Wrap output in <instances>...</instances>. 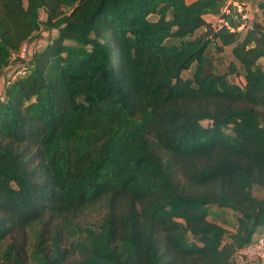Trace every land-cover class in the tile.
Here are the masks:
<instances>
[{"label": "trees", "instance_id": "obj_1", "mask_svg": "<svg viewBox=\"0 0 264 264\" xmlns=\"http://www.w3.org/2000/svg\"><path fill=\"white\" fill-rule=\"evenodd\" d=\"M263 26L224 0H0V264H234L264 232Z\"/></svg>", "mask_w": 264, "mask_h": 264}, {"label": "rangeland", "instance_id": "obj_2", "mask_svg": "<svg viewBox=\"0 0 264 264\" xmlns=\"http://www.w3.org/2000/svg\"><path fill=\"white\" fill-rule=\"evenodd\" d=\"M45 16L43 12H40V19L44 20ZM56 36V31L51 30L50 32L48 31H41L39 33L36 34V36L33 38V46H29L28 50L31 49H36L39 48L41 46H43L47 41L52 40L54 37ZM27 48V47H26ZM16 56V55H15ZM207 56L209 58V60L211 61V64L213 66V71L215 73H224L226 72V66L230 60L229 57V49L225 48L224 52L218 54L215 52V50L213 48H210L207 52ZM27 56L25 54L24 49H22L19 53V57H12L11 62L9 67L5 70L4 73V78H6L8 75H10L16 68H18V66H20L21 62L26 60ZM22 60V61H20ZM189 74V72H185L183 74L184 77H186ZM230 81L234 82V83H238L240 84V78L239 77H234V76H229ZM2 82H3V78L0 79V92H1V88H2ZM204 126L207 125V122H203L202 123ZM97 215H98V211L94 210L91 211L89 214H86L82 219L81 222L83 224H87V223H92L94 221H96L97 219ZM220 216V217H219ZM218 218L219 220H227L228 218L230 219L229 215H219ZM227 218V219H226Z\"/></svg>", "mask_w": 264, "mask_h": 264}, {"label": "crops", "instance_id": "obj_3", "mask_svg": "<svg viewBox=\"0 0 264 264\" xmlns=\"http://www.w3.org/2000/svg\"><path fill=\"white\" fill-rule=\"evenodd\" d=\"M193 1L195 0H185L186 3H191ZM224 2L226 6H230L232 13L240 15V19L246 24V27H248L252 21L259 23L263 21L264 0H224ZM203 19L206 24L215 25L218 22L217 15L208 14L203 16ZM241 29L242 25L238 27V30ZM215 222L224 226L227 230H231L230 226H225L221 220L217 219ZM258 264H264V260Z\"/></svg>", "mask_w": 264, "mask_h": 264}, {"label": "built area", "instance_id": "obj_4", "mask_svg": "<svg viewBox=\"0 0 264 264\" xmlns=\"http://www.w3.org/2000/svg\"><path fill=\"white\" fill-rule=\"evenodd\" d=\"M224 13L228 14L229 10L225 8ZM219 23L227 26L226 22H224L223 20H219ZM262 34L264 35V26L262 28ZM18 73L21 72H17V74ZM0 100H2L1 95H0ZM263 260H264V232H262L255 239L254 242L237 250V252L234 255V264H258Z\"/></svg>", "mask_w": 264, "mask_h": 264}]
</instances>
